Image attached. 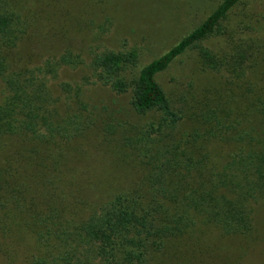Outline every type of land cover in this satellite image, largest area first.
<instances>
[{
	"label": "trees",
	"instance_id": "16d2710c",
	"mask_svg": "<svg viewBox=\"0 0 264 264\" xmlns=\"http://www.w3.org/2000/svg\"><path fill=\"white\" fill-rule=\"evenodd\" d=\"M241 3L222 0L144 66L134 49L91 54L87 68L95 82L116 95L130 93L132 109L155 119L132 137L114 124L102 129L107 144H114L110 174L121 169L134 174L85 210L86 196L95 189L83 190L87 163H69L76 154L70 144L93 134L92 123L81 111H61L49 85L61 67L77 68L83 60L64 52L34 67L14 65L9 54L31 21L9 0H0V243L30 245L20 264H151L154 255L176 248V259L182 260L179 248L188 245L181 240H193L197 224L226 236L251 233L253 205L264 200V34L251 15L231 24L230 14ZM217 37L224 43L220 51L204 45ZM190 50L205 72L222 76L223 84L187 119L173 109L157 76ZM60 88L73 92L85 109L82 87L61 83ZM184 121L193 123L192 134L175 141ZM39 154H49L51 161L36 163L33 170ZM109 164L99 167L103 191L114 181ZM74 185L82 199L70 191ZM4 254L14 264L9 248Z\"/></svg>",
	"mask_w": 264,
	"mask_h": 264
},
{
	"label": "rangeland",
	"instance_id": "374dc122",
	"mask_svg": "<svg viewBox=\"0 0 264 264\" xmlns=\"http://www.w3.org/2000/svg\"><path fill=\"white\" fill-rule=\"evenodd\" d=\"M221 1L9 0L21 15L31 21L23 40L9 54L14 65L34 67L48 59H56L64 52L79 55L83 60V64L77 68L61 67L57 71V79L51 80L49 85L53 96L58 98L61 111H81L82 116L88 117L87 122L92 123L93 134H86L77 139L78 143L70 144L74 146L76 154L69 158V163L70 159L74 164L87 163L84 167L87 180L83 190L95 189L86 196L88 204L84 206L85 210L95 207L115 187L124 184L134 174L131 169H121V172L110 174L116 163L110 151L114 144L111 140L107 144L106 136L101 134L102 129L107 124H114L123 136L132 137L138 129L155 119L152 114L139 115L132 109L130 93L116 95L108 87L95 82L87 68L91 54L105 50L134 49L140 55V67L144 66L196 28ZM242 1L230 14L231 24L243 19L242 15L252 16L253 20H258L259 25H262L264 34V0ZM204 45L212 51H220L224 47L223 39L219 37L206 41ZM157 81L173 109L187 119L196 112L197 106H202L206 100L208 103L212 101L213 90L223 84L221 75L205 72L198 65L194 50L177 58L166 71L157 76ZM61 83H68L71 88H77V85L82 87L83 97L80 100L84 103V110L72 98L73 92H69V95L62 92ZM192 124L186 121L180 123L172 138L181 141L192 134ZM117 136L120 137L119 132ZM25 148L30 146L22 149ZM12 151L10 148L8 153ZM86 156L93 158L85 161L83 158ZM34 158L33 170L39 167L36 163L46 164L51 161L49 154L35 155ZM104 163H112L107 166L108 176L114 180L108 191H103L104 185L100 188L99 182V167ZM16 164L14 167L20 170L22 163L16 161ZM105 177H102L103 181ZM28 190V194L32 195L33 187L30 186ZM70 191L82 199L76 193V185ZM195 228L193 240H181L183 245H188L179 248L184 251L182 260L176 259V248L166 254L154 255L151 264H264V200L253 205V229L248 235L226 236L215 227H204L201 224ZM6 248L11 250L14 264H20L31 251L28 243L13 246L0 243V264H10L4 254Z\"/></svg>",
	"mask_w": 264,
	"mask_h": 264
}]
</instances>
